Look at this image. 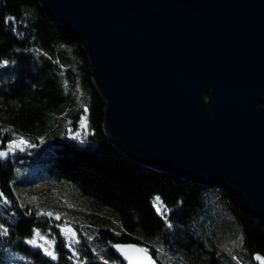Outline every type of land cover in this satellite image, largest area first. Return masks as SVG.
<instances>
[{
	"label": "trees",
	"instance_id": "trees-1",
	"mask_svg": "<svg viewBox=\"0 0 264 264\" xmlns=\"http://www.w3.org/2000/svg\"><path fill=\"white\" fill-rule=\"evenodd\" d=\"M104 108L74 34L36 0H0V152L17 138L29 144L0 157V264H127L114 246L130 242L158 264H256L264 221L226 189L126 156L107 137ZM211 199L239 226L247 261L209 235L221 233L204 223ZM53 203L76 210L71 248ZM37 230L54 239L55 260L27 243Z\"/></svg>",
	"mask_w": 264,
	"mask_h": 264
},
{
	"label": "water",
	"instance_id": "water-1",
	"mask_svg": "<svg viewBox=\"0 0 264 264\" xmlns=\"http://www.w3.org/2000/svg\"><path fill=\"white\" fill-rule=\"evenodd\" d=\"M36 1L82 43L116 148L264 221V0Z\"/></svg>",
	"mask_w": 264,
	"mask_h": 264
},
{
	"label": "rangeland",
	"instance_id": "rangeland-1",
	"mask_svg": "<svg viewBox=\"0 0 264 264\" xmlns=\"http://www.w3.org/2000/svg\"><path fill=\"white\" fill-rule=\"evenodd\" d=\"M20 139L25 140L24 138H17L15 140L19 141ZM10 146H11V143L9 144L8 149L2 152H8L9 154L17 150L25 149L29 146V144L27 142L26 144L21 145L19 148H12L11 150H10ZM52 209H54L53 212L55 216H59L60 219H63V225H61V229H63L64 227H71L76 232L75 228L73 227V223L71 222V220H74L75 218H77L75 217L76 210L73 207L68 206V205H61L58 203H53ZM206 214H207L208 220H205L204 223L207 226V228L211 227L212 221H215L216 223L215 228L218 231H221L220 234L219 233L216 234L212 232V230H208L211 238L216 239V240L218 239L225 240L224 244L219 248V250L224 253H235L238 259H240L242 262L247 261L245 254H244V250L241 246L239 226L234 221L233 217L228 212V210L222 207L221 204L218 203V201H214L211 199V202H209V205L207 207ZM194 225L195 223L193 224V226ZM41 235H43L47 240L53 242L51 244H45V247H47L49 250L54 252V239L42 233ZM65 237L69 243L68 237L66 235ZM32 239H37L38 243H44V241L39 240V238L36 237L35 234ZM75 240L76 241L78 240L77 232H76Z\"/></svg>",
	"mask_w": 264,
	"mask_h": 264
},
{
	"label": "snow or ice",
	"instance_id": "snow-or-ice-1",
	"mask_svg": "<svg viewBox=\"0 0 264 264\" xmlns=\"http://www.w3.org/2000/svg\"><path fill=\"white\" fill-rule=\"evenodd\" d=\"M4 63H7L5 61ZM27 141L20 139L19 141L13 140L11 142L10 150L12 148H19L21 145L26 144ZM8 156V152H0V157H6ZM156 211L160 213L161 215H164L168 210L164 207H162L160 197H156ZM47 215L51 216L52 213H47ZM56 219H60L59 216H56ZM171 227V225H169ZM63 233L68 237L69 244L68 247H72V243H79V241L75 240L76 232L71 227H64L62 229ZM4 233L7 234V229H4ZM35 236L39 238V240L44 241V243H38L37 239H29L27 243L29 245H33L37 248H41L44 250L45 254L48 257H51V259L55 260L57 257L55 256L54 252L49 250L47 247H45V244H51L52 241L47 240L43 235H41L40 231L37 230L35 232ZM124 257V260L127 261V264H154L152 261V258L148 255L147 249L143 247L138 246H125L117 244L114 246ZM257 260H262L261 257L257 256ZM262 264H264V260H262Z\"/></svg>",
	"mask_w": 264,
	"mask_h": 264
}]
</instances>
